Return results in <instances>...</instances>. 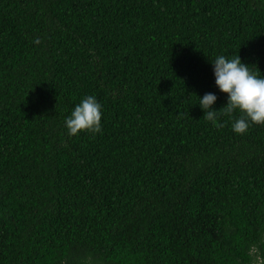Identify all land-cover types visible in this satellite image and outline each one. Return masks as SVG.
Returning <instances> with one entry per match:
<instances>
[{
    "label": "trees",
    "instance_id": "obj_1",
    "mask_svg": "<svg viewBox=\"0 0 264 264\" xmlns=\"http://www.w3.org/2000/svg\"><path fill=\"white\" fill-rule=\"evenodd\" d=\"M220 55L264 76V0H0V264H264V124L198 104Z\"/></svg>",
    "mask_w": 264,
    "mask_h": 264
},
{
    "label": "clouds",
    "instance_id": "obj_2",
    "mask_svg": "<svg viewBox=\"0 0 264 264\" xmlns=\"http://www.w3.org/2000/svg\"><path fill=\"white\" fill-rule=\"evenodd\" d=\"M34 42L40 43L39 39ZM211 63L215 84L222 93L227 94V103L217 111L212 109L217 100L215 94L205 93L202 98L198 97V104L205 113L203 118L211 121L215 127L223 128L224 124L217 123L219 115H230L238 110L241 115L232 124L236 134H245L251 124H264V76L258 68L254 65L256 70L253 71L250 65L241 61L239 55L235 58L220 55ZM102 116V105L94 95H88L65 119V127L70 136H76L81 131L99 133Z\"/></svg>",
    "mask_w": 264,
    "mask_h": 264
},
{
    "label": "built area",
    "instance_id": "obj_3",
    "mask_svg": "<svg viewBox=\"0 0 264 264\" xmlns=\"http://www.w3.org/2000/svg\"><path fill=\"white\" fill-rule=\"evenodd\" d=\"M260 258H258V260H259Z\"/></svg>",
    "mask_w": 264,
    "mask_h": 264
}]
</instances>
